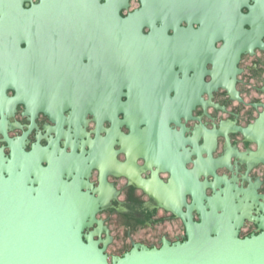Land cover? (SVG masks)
I'll return each mask as SVG.
<instances>
[{
  "label": "flooded vegetation",
  "instance_id": "1",
  "mask_svg": "<svg viewBox=\"0 0 264 264\" xmlns=\"http://www.w3.org/2000/svg\"><path fill=\"white\" fill-rule=\"evenodd\" d=\"M83 1L37 8L41 0H0L1 157L21 147L48 148L46 158L54 143L73 154L67 168L80 169L83 190L101 202L100 223L84 233L108 260L135 245L185 239L171 208L192 204L190 176L208 197L230 188L240 203L238 236L258 234L264 30L212 23L208 0ZM20 77L70 80L21 88ZM51 92L60 99L37 109L33 96ZM191 216L199 221L194 208Z\"/></svg>",
  "mask_w": 264,
  "mask_h": 264
},
{
  "label": "water",
  "instance_id": "2",
  "mask_svg": "<svg viewBox=\"0 0 264 264\" xmlns=\"http://www.w3.org/2000/svg\"><path fill=\"white\" fill-rule=\"evenodd\" d=\"M79 1L50 0V3L52 7L65 3L74 7ZM252 1L250 5L248 0H208L212 23L226 22L230 28L241 23H256L264 30V0ZM48 3L49 0H41L37 8L46 7ZM82 5L87 6L86 0ZM241 6L248 7L249 12L242 14ZM21 12L27 17L33 14ZM116 22L122 20L116 16ZM18 50L19 54H30L28 49ZM69 80L20 77L18 86L59 88L66 86ZM33 97L36 108L47 111L48 101L61 96L51 92L37 93ZM164 127V134H172ZM47 150L25 152L19 147L13 149L10 159L0 155V264H264V217L258 220L261 230L258 234L240 238L237 234L241 223V216L237 214L240 203L234 201L236 194L227 188L214 191V195L208 197L198 180L191 176L194 189L188 192L192 204L186 205V212L171 208L184 223L185 239L174 243L163 240L158 248L135 245L121 256L108 260L93 233H84L86 228L100 223L95 214L101 202L83 190L80 169L73 174L67 168L73 154L60 149L57 143L52 144V153L45 158L43 154ZM43 159L46 165H42ZM181 199L183 201V194ZM193 208L199 221L192 219Z\"/></svg>",
  "mask_w": 264,
  "mask_h": 264
}]
</instances>
